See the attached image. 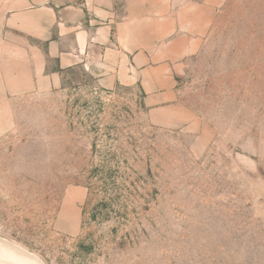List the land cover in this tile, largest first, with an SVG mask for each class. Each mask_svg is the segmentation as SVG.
<instances>
[{
  "label": "rangeland",
  "instance_id": "rangeland-1",
  "mask_svg": "<svg viewBox=\"0 0 264 264\" xmlns=\"http://www.w3.org/2000/svg\"><path fill=\"white\" fill-rule=\"evenodd\" d=\"M5 57L0 264H264V0H224L162 99L79 69L10 96Z\"/></svg>",
  "mask_w": 264,
  "mask_h": 264
},
{
  "label": "crops",
  "instance_id": "crops-1",
  "mask_svg": "<svg viewBox=\"0 0 264 264\" xmlns=\"http://www.w3.org/2000/svg\"><path fill=\"white\" fill-rule=\"evenodd\" d=\"M224 0H2L3 90L57 87L69 70L108 85H139L162 99L176 87Z\"/></svg>",
  "mask_w": 264,
  "mask_h": 264
}]
</instances>
